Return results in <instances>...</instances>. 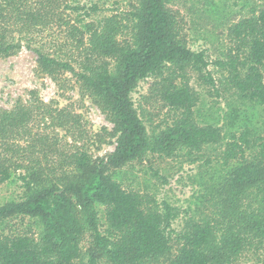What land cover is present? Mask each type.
I'll return each instance as SVG.
<instances>
[{
  "label": "trees",
  "instance_id": "1",
  "mask_svg": "<svg viewBox=\"0 0 264 264\" xmlns=\"http://www.w3.org/2000/svg\"><path fill=\"white\" fill-rule=\"evenodd\" d=\"M80 9L64 0H0V58L13 55L21 41L35 43L45 31L63 35L70 48L65 55L35 49V74L51 77L60 89L74 81L116 135L114 152L105 164L98 163L91 160L89 133L75 112L39 102L0 108V185L19 173L26 188L23 200L0 205V223L7 224V233L0 232V264H73L87 236L110 264H227L249 235L264 236V137L254 140L249 161L243 159L251 147L247 129L225 143L221 159L227 170L219 188L225 224L219 240L208 221L189 220L175 233L176 208L124 190L106 167L118 168L146 153L171 157L185 149L193 156L222 140L219 128L194 119L198 98L187 71L219 92L206 54L187 47L184 17L166 0H138L129 14L130 38L123 39L117 38L114 18L101 29L85 24V32L67 14ZM227 38L225 59L214 62L225 74V86L264 107V7L233 24ZM146 79L152 81L145 100L170 114L152 135L130 99ZM251 198L256 207L243 209V200ZM18 217L33 219L38 234L6 222ZM90 263L95 264L93 258Z\"/></svg>",
  "mask_w": 264,
  "mask_h": 264
},
{
  "label": "rangeland",
  "instance_id": "2",
  "mask_svg": "<svg viewBox=\"0 0 264 264\" xmlns=\"http://www.w3.org/2000/svg\"><path fill=\"white\" fill-rule=\"evenodd\" d=\"M138 0H64V4L81 8L67 14L85 32V24H94L101 29L106 20L114 18L118 24V39L130 38V13ZM166 4L178 10L185 20L187 47L194 52L204 51L209 62L208 70L219 89L215 93L197 78L195 72L187 71L189 84L197 94L194 119L198 125H212L220 129L222 140L204 146L196 155H188L185 149L177 150L171 157L146 153L140 158L118 168L107 166V174L120 183L126 191L149 195L158 204L168 203L177 209L178 216L172 221V230L180 233L189 220L208 221L215 226L217 240L223 228L222 196L220 178L227 166L222 163V152L231 134L247 129L251 147L245 148L243 159L251 160L254 140L264 137V107L242 99L235 89L225 86L224 76L215 65L218 59H225L230 48L228 29L243 18L256 16L264 7L261 0H166ZM95 10H92L93 8ZM88 14V15H86ZM89 33H86V38ZM35 43L21 41L20 48L8 58H0V108L12 109L17 103H42L50 108H67L80 115L89 133L86 148L92 161H108L116 146L113 126L105 115L87 96L79 93L74 81L67 89H60L47 75L35 74L37 55L35 49L42 46V52L61 57L69 51L63 45V35L56 31H45ZM70 79L69 73H63ZM151 79L139 82L130 92V99L148 135L157 133L169 122L170 114L161 110L156 103L146 101ZM51 130H47L50 132ZM59 133L62 131L55 130ZM257 142L255 143V146ZM254 151V152H253ZM233 165V163L231 164ZM26 196V188L19 179V173L0 185V205L9 201H20ZM251 201V202H250ZM253 199L243 200V209H254ZM15 228L39 229L30 218H11L6 221ZM7 224L0 223V232L7 233ZM31 226V227H30ZM248 237V236H247ZM246 238V237H245ZM247 239V238H246ZM240 254L231 257L227 264H264V236L249 235ZM81 256L73 264H110L103 251L92 247L85 237L80 245Z\"/></svg>",
  "mask_w": 264,
  "mask_h": 264
}]
</instances>
